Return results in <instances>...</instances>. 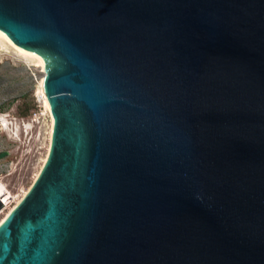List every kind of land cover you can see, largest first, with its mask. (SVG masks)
<instances>
[{
  "label": "water",
  "instance_id": "95a60500",
  "mask_svg": "<svg viewBox=\"0 0 264 264\" xmlns=\"http://www.w3.org/2000/svg\"><path fill=\"white\" fill-rule=\"evenodd\" d=\"M0 28L54 117L0 264H264V0H0Z\"/></svg>",
  "mask_w": 264,
  "mask_h": 264
},
{
  "label": "rangeland",
  "instance_id": "374dc122",
  "mask_svg": "<svg viewBox=\"0 0 264 264\" xmlns=\"http://www.w3.org/2000/svg\"><path fill=\"white\" fill-rule=\"evenodd\" d=\"M46 74L0 40V154L8 153L0 158V225L31 190L48 154L51 120L40 93Z\"/></svg>",
  "mask_w": 264,
  "mask_h": 264
},
{
  "label": "bare ground",
  "instance_id": "6f19581e",
  "mask_svg": "<svg viewBox=\"0 0 264 264\" xmlns=\"http://www.w3.org/2000/svg\"><path fill=\"white\" fill-rule=\"evenodd\" d=\"M0 40H3L6 44L12 46L17 52H19L20 54H22L25 57H28V58L34 60L36 63H38L39 65H41L43 69H45V60H44V57L41 54H39V53H37V52H35L33 50H30L26 46L22 45L13 35H11L8 31H6L5 29H2V28H0ZM44 83H45V78L42 79L41 86H40V93H41V96L43 97V100H44V108L46 109L47 114L49 115L50 120H51V124H50V137H49L50 140H49L48 154H47V156L45 158V161H44V164L42 166V169H41L40 173L37 176V179L41 175V173H42V171H43V169H44V167H45V165H46V163L48 161V158H49V155H50V151H51V148H52L53 128H54V117H53V113H52L51 106L47 102V99H46L45 89H44ZM3 196L5 197L6 195L3 194ZM25 197L26 196H24V198ZM24 198L18 203V205L24 200ZM12 211L7 215V217L12 213Z\"/></svg>",
  "mask_w": 264,
  "mask_h": 264
}]
</instances>
